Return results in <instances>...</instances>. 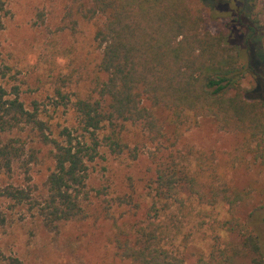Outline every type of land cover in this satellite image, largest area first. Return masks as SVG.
<instances>
[{
    "label": "trees",
    "instance_id": "obj_1",
    "mask_svg": "<svg viewBox=\"0 0 264 264\" xmlns=\"http://www.w3.org/2000/svg\"><path fill=\"white\" fill-rule=\"evenodd\" d=\"M223 2L72 0V14L76 10L86 21L103 19L94 34L101 58L89 88L74 101L58 92L62 101L72 103L82 134L74 135L66 128L59 138L51 137L38 105L29 109L17 88L10 93L0 83L2 167L11 171L18 163L27 174L37 160L33 148L8 138L17 131H28L49 146L54 164L39 197L31 189L8 185L0 187V199L28 205L53 234L68 223L89 220L94 198L101 194L94 196L88 189L89 164L104 146L116 156L128 153L136 159L140 148L127 141L129 126L151 143L168 141L157 109L168 113L169 123L176 128V141L184 129L198 126L203 118L211 119L218 132L243 137L238 149L241 162L251 156L249 164L264 169V99L248 97L244 80L253 67L244 59L243 49L247 47L250 54L261 13L254 21L248 19L244 27L228 26V31L214 33L208 28L206 11L221 9ZM262 3L264 9V0ZM7 12L6 0H0V31ZM253 55L249 57L264 61L261 49ZM171 146L164 158L158 159L161 148L149 152L155 160V177L147 191L150 205L146 218L131 235L115 223L118 256L136 264H187L175 249V241L186 224L200 218L198 229L207 226L215 236L195 264H264V242L239 214L253 200L252 190L232 188L212 153L193 147L178 149L176 142ZM101 202L102 213L110 219L114 218L113 202L122 206L133 200L128 196ZM222 205L227 207L225 218L217 213ZM222 233L235 235L240 242L222 241Z\"/></svg>",
    "mask_w": 264,
    "mask_h": 264
},
{
    "label": "rangeland",
    "instance_id": "obj_2",
    "mask_svg": "<svg viewBox=\"0 0 264 264\" xmlns=\"http://www.w3.org/2000/svg\"><path fill=\"white\" fill-rule=\"evenodd\" d=\"M223 1L221 9L216 8L215 12L207 9L208 28L217 33L228 26L242 27L248 24V19L254 21L255 15L261 13L258 37L252 43L250 54L254 58L253 54L259 49L264 52L262 0ZM6 5L5 27L0 31V83L10 93L17 88L29 109L38 105L42 119L50 127L51 137L59 138L66 128L80 136L81 125L72 103L62 101L58 92L62 91L74 101L89 88L101 58L94 34L103 19L86 21L76 10L72 14V0H6ZM243 49L246 51L243 50L244 59L251 61L253 67L244 80L248 97L250 100L264 99V61H255L249 57L247 47ZM156 112L168 141L151 143L136 127L129 126L128 140L125 139L140 148L136 159L128 153L116 156L104 146L96 160L89 164L88 189L94 196L101 193L94 198L89 220L68 223L58 234H53L44 228L37 213L28 205L0 199V219L4 220L0 222V264H136L118 256L115 223L131 235L146 218L150 205L148 186L155 177V160L149 152L161 148L157 158H164L174 142L178 149L193 147L212 153L219 172L232 188L252 190L253 200L243 205L239 214L255 227L264 242V222L261 221L264 217V169L249 164L251 156L246 157V163L241 162L238 149L243 137L218 132L211 119L203 118L198 126L184 129L183 136L176 141V128L169 123L168 113L159 109ZM8 138L19 139L33 148L37 160L31 163L27 174L18 163L11 171L0 163V187L14 185L27 191L31 189L33 195L39 197L54 168L51 148L28 131H17ZM235 157H239L240 162H236ZM128 196L132 197V204L119 206L113 202L114 218H105L101 208L103 198ZM217 213L219 218L227 217V207L222 205ZM201 221L196 218L186 224L184 233L175 241V249L183 254L187 264H195L214 240L215 233L207 226L198 229ZM221 235L222 241L240 242L235 235Z\"/></svg>",
    "mask_w": 264,
    "mask_h": 264
}]
</instances>
